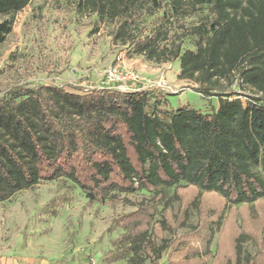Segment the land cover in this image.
I'll return each instance as SVG.
<instances>
[{
  "label": "trees",
  "instance_id": "1",
  "mask_svg": "<svg viewBox=\"0 0 264 264\" xmlns=\"http://www.w3.org/2000/svg\"><path fill=\"white\" fill-rule=\"evenodd\" d=\"M33 1L0 0V15L7 16L0 46L13 32L10 16ZM78 6L113 24V40L129 44V54L179 60V78L218 97V107L163 110L160 89L13 87L0 97V202L62 178L103 205L117 203L113 193L147 190L150 200L114 221L123 233L106 261L157 264L168 253L167 264H198L225 212L264 202V101L230 94L221 84L264 94V0H79ZM143 9L150 20L140 25L131 18ZM209 198L222 204L217 220L201 221L180 238L163 236L186 226L193 209L200 219ZM67 201L54 199L46 210L58 216ZM247 240L257 243L247 231L235 237L229 264H264L263 245L243 255Z\"/></svg>",
  "mask_w": 264,
  "mask_h": 264
},
{
  "label": "rangeland",
  "instance_id": "2",
  "mask_svg": "<svg viewBox=\"0 0 264 264\" xmlns=\"http://www.w3.org/2000/svg\"><path fill=\"white\" fill-rule=\"evenodd\" d=\"M78 3L79 0H35L23 11L10 16L14 21L13 32L0 46V69L3 70L0 97L16 86L59 85L81 92L106 86L121 91L160 89L161 108L167 107V111L186 104L204 113L217 109L218 97L207 98L195 91L197 83L179 78V60L157 62L146 55L129 54V44L113 40L114 25L100 23L95 13L79 8ZM6 17L0 15V21ZM131 19L143 25L150 17L143 9L133 13ZM187 20L196 21L192 17ZM110 70L116 71L118 76L134 73L150 86L126 79L108 82L107 71ZM221 84L230 94L264 101V94L249 87L241 89L237 82L231 86L225 81ZM113 194L117 203H92L78 186L62 178L42 181L0 202V264H126V260L108 263L105 259V254L114 248L123 233L114 226V221L135 212L140 203L150 200L154 194L147 190ZM54 199L68 200L59 206L58 216L47 211ZM221 205L217 199L209 198L204 202L200 219L193 209L186 226L174 234L166 230L163 236L180 238L201 221L217 220ZM177 210L178 204L174 212ZM221 225V231L209 246L210 253H204L198 264H229L234 258V239L242 231L257 240V243L252 240L243 243L244 256L254 255L257 244L264 246V202L254 210L242 208L225 212ZM157 240L161 244L160 237ZM199 249L206 251L203 244ZM167 254H163L157 264H167ZM144 264L154 262L147 259Z\"/></svg>",
  "mask_w": 264,
  "mask_h": 264
},
{
  "label": "built area",
  "instance_id": "3",
  "mask_svg": "<svg viewBox=\"0 0 264 264\" xmlns=\"http://www.w3.org/2000/svg\"><path fill=\"white\" fill-rule=\"evenodd\" d=\"M125 79L128 81H132V82H142L147 87L150 86L149 83L145 82L138 75L134 73H127L123 76H118L116 71H113V70L107 71V81L108 82H118V81H123ZM159 85L161 86V84ZM154 88H157V87H154ZM122 91H126V90H122Z\"/></svg>",
  "mask_w": 264,
  "mask_h": 264
}]
</instances>
